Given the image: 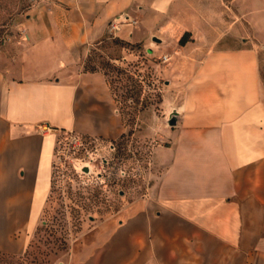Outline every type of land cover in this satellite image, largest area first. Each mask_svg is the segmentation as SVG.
<instances>
[{"label": "crops", "instance_id": "1", "mask_svg": "<svg viewBox=\"0 0 264 264\" xmlns=\"http://www.w3.org/2000/svg\"><path fill=\"white\" fill-rule=\"evenodd\" d=\"M221 3L33 1L17 53L0 69V250L28 247L64 129L123 131L105 72L84 66L91 45L116 36L163 58L176 123L159 179L138 200L137 253L89 264H264L262 52L237 38L223 44Z\"/></svg>", "mask_w": 264, "mask_h": 264}, {"label": "rangeland", "instance_id": "2", "mask_svg": "<svg viewBox=\"0 0 264 264\" xmlns=\"http://www.w3.org/2000/svg\"><path fill=\"white\" fill-rule=\"evenodd\" d=\"M32 3L0 0V69L17 53L22 21ZM221 5L223 44L237 38L257 46L264 71V0H224ZM161 59L141 43L116 36L90 46L84 66L105 72L124 129L116 137L73 129L59 134L41 220L25 251L0 250V264H89L95 255L137 253L143 223L136 215L138 200L159 179L162 150L173 126L168 118L175 88L169 87Z\"/></svg>", "mask_w": 264, "mask_h": 264}, {"label": "water", "instance_id": "3", "mask_svg": "<svg viewBox=\"0 0 264 264\" xmlns=\"http://www.w3.org/2000/svg\"><path fill=\"white\" fill-rule=\"evenodd\" d=\"M175 112H176V111H173V112H171V113L169 114L168 122H169L171 125H173V124L176 123V118L174 117V113H175Z\"/></svg>", "mask_w": 264, "mask_h": 264}, {"label": "trees", "instance_id": "4", "mask_svg": "<svg viewBox=\"0 0 264 264\" xmlns=\"http://www.w3.org/2000/svg\"><path fill=\"white\" fill-rule=\"evenodd\" d=\"M187 39V31H185L179 38V42L183 43Z\"/></svg>", "mask_w": 264, "mask_h": 264}, {"label": "built area", "instance_id": "5", "mask_svg": "<svg viewBox=\"0 0 264 264\" xmlns=\"http://www.w3.org/2000/svg\"><path fill=\"white\" fill-rule=\"evenodd\" d=\"M34 1V0H33ZM111 27H115V25L114 24H111Z\"/></svg>", "mask_w": 264, "mask_h": 264}]
</instances>
